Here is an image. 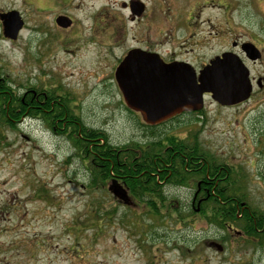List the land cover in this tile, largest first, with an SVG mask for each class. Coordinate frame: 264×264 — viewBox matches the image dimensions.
<instances>
[{
	"label": "rangeland",
	"instance_id": "obj_1",
	"mask_svg": "<svg viewBox=\"0 0 264 264\" xmlns=\"http://www.w3.org/2000/svg\"><path fill=\"white\" fill-rule=\"evenodd\" d=\"M126 1L0 0V12L17 11L24 23L14 41L0 24V76L19 93L34 86L67 98L72 116L115 146L197 137L244 177V203L264 213V97L221 106L206 96L200 113L145 124L116 85L118 61L136 46L162 54L189 47L171 24L160 25L159 9L151 21L129 22ZM215 12L203 15L215 27L202 29L220 40L200 61L224 45ZM57 17L69 25H56ZM0 137V204L14 208L0 214V264H264V248L240 223L222 226L201 214L192 181L161 184L165 202L152 209L113 195L107 183L91 186L71 138L45 120L22 118Z\"/></svg>",
	"mask_w": 264,
	"mask_h": 264
},
{
	"label": "trees",
	"instance_id": "obj_2",
	"mask_svg": "<svg viewBox=\"0 0 264 264\" xmlns=\"http://www.w3.org/2000/svg\"><path fill=\"white\" fill-rule=\"evenodd\" d=\"M45 94L46 99L40 94L37 100L32 94L23 96L0 76V128L15 127L27 113L40 114L51 127L57 126L71 138L89 172L91 186L107 183L111 190H120L119 196L125 200L127 195L152 209L155 203L165 202L161 184L185 186L192 181L201 214L222 226L240 223L247 237L254 238L255 246L264 248V213L244 203V177L205 150L197 137L163 135L142 145L115 146L103 132L84 127L73 117L67 98Z\"/></svg>",
	"mask_w": 264,
	"mask_h": 264
},
{
	"label": "flooded vegetation",
	"instance_id": "obj_3",
	"mask_svg": "<svg viewBox=\"0 0 264 264\" xmlns=\"http://www.w3.org/2000/svg\"><path fill=\"white\" fill-rule=\"evenodd\" d=\"M121 6L127 7L129 22L140 21L145 15L151 21L154 19L152 16H154L155 10L159 9L156 12L160 11L157 17L160 25L171 24L170 26L173 27L171 32L180 33L183 42H186L189 47L188 50H182L181 54H176L174 51L162 54L154 49L136 46L129 49L122 59L130 51H139L154 56L162 66L185 68L198 74L209 64L211 59L223 56L233 57L238 59L247 71L248 84L251 89L249 97L242 103L251 100L258 101L264 97V0H127ZM213 11L218 14L216 20L223 22V29L219 30L224 32V45L217 52H212L208 56L210 58L200 61L199 53L209 45V42L220 40V36L217 37L218 34L210 32L206 34L202 29L203 26L209 24L215 27L212 18L203 17L204 13H213ZM120 62L118 61V65ZM45 93L49 92L39 93L36 89L25 88L23 96L32 94L37 100L40 94H43V98L46 99ZM206 96L209 95L206 94ZM176 111L173 112L170 119L180 117L179 115L190 116L198 113L189 107L178 113ZM192 194V198L197 200V193ZM13 209L3 199V203L0 204V214H8Z\"/></svg>",
	"mask_w": 264,
	"mask_h": 264
},
{
	"label": "water",
	"instance_id": "obj_4",
	"mask_svg": "<svg viewBox=\"0 0 264 264\" xmlns=\"http://www.w3.org/2000/svg\"><path fill=\"white\" fill-rule=\"evenodd\" d=\"M0 22L3 36L16 40L23 27L19 13L0 12ZM55 22L61 27L69 25L63 17ZM160 63L150 54L130 51L114 73L126 105L148 124L159 123L186 107L200 109L203 93H211L221 105L238 103L249 94L247 71L236 58H214L197 78L191 70Z\"/></svg>",
	"mask_w": 264,
	"mask_h": 264
}]
</instances>
